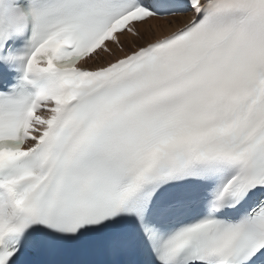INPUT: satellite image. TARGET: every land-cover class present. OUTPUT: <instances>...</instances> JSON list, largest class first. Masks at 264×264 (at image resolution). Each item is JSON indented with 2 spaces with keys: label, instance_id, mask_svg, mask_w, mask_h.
I'll return each instance as SVG.
<instances>
[{
  "label": "snow or ice",
  "instance_id": "6c2138e0",
  "mask_svg": "<svg viewBox=\"0 0 264 264\" xmlns=\"http://www.w3.org/2000/svg\"><path fill=\"white\" fill-rule=\"evenodd\" d=\"M0 264H264V0H0Z\"/></svg>",
  "mask_w": 264,
  "mask_h": 264
},
{
  "label": "bare ground",
  "instance_id": "6f19581e",
  "mask_svg": "<svg viewBox=\"0 0 264 264\" xmlns=\"http://www.w3.org/2000/svg\"><path fill=\"white\" fill-rule=\"evenodd\" d=\"M166 22L165 21H153L152 22V27L156 30H159V27L164 25Z\"/></svg>",
  "mask_w": 264,
  "mask_h": 264
}]
</instances>
